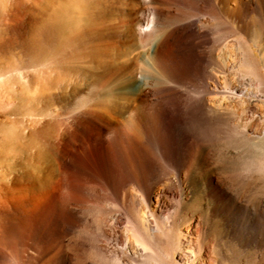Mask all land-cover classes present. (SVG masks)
<instances>
[{
	"label": "bare ground",
	"instance_id": "6f19581e",
	"mask_svg": "<svg viewBox=\"0 0 264 264\" xmlns=\"http://www.w3.org/2000/svg\"><path fill=\"white\" fill-rule=\"evenodd\" d=\"M43 1L35 32L47 44L50 73L88 55L101 77L117 81L132 65L135 76L124 90L102 94L109 103L55 110L28 140L17 139L12 125L1 134L9 138H0V157L5 146L13 153L16 264H72L74 233L102 253L103 264L111 257L113 264H174L168 232L184 221L197 250L214 218L220 234L229 227L239 237L242 183L258 191L246 210L264 209V181L239 166L243 153L255 155L264 131L249 132L209 100L252 95L236 72L230 77L234 61L219 62L216 50L227 40L247 48L264 40V0ZM27 2L0 0V91L17 79H5L2 64L5 53L14 57ZM258 85L264 89V80ZM220 146L230 158L229 187L211 175ZM4 211L11 213L0 207V241H9Z\"/></svg>",
	"mask_w": 264,
	"mask_h": 264
},
{
	"label": "rangeland",
	"instance_id": "374dc122",
	"mask_svg": "<svg viewBox=\"0 0 264 264\" xmlns=\"http://www.w3.org/2000/svg\"><path fill=\"white\" fill-rule=\"evenodd\" d=\"M27 1L29 5H27L23 20L24 28L21 31V37L17 38L13 47L14 57L6 60L7 53H5L2 64L5 79H12L10 77L12 73H17L15 83L7 84L0 91V127L2 128L0 129V138L4 142L9 137L8 134L2 135L5 134V128L10 125L15 129L17 139L28 140L34 132L39 130L41 125L52 117L55 110L69 104L83 102L96 103L101 100L109 103L111 99L108 96L102 99V94L114 89L124 90L125 83L135 76L132 65L124 70L120 79H116L117 81H113L108 76L101 77L100 69L97 67V58L88 55L73 58V60L69 58L70 60L68 59L66 64L67 68L64 67V70L50 73L46 56L47 44L43 37L38 39L40 33L35 32L42 24L43 15H40V12L37 13L38 10H41L40 7L43 6L44 1ZM227 42L225 46L217 48V58L219 62L234 61L233 73L230 74V77H233L236 72L235 74L242 80L243 86L249 89L252 95L246 98L226 99L214 94L211 95L209 102L213 105L221 102L225 109L235 114H233L234 118L238 119L240 124H243H241L242 127L248 129L249 132L264 131V89L258 85V79L264 80V40L259 45L248 41L249 48L231 40H227ZM122 46L120 56L123 59L127 51L125 43ZM10 62L16 66L15 72L7 70L11 65ZM218 76V80L221 81V75ZM220 147L222 151L216 152L210 159L211 175L219 185L229 187L232 184L231 175L224 163H227L230 158L227 156L224 158V147ZM6 149L8 148L5 146V151L0 157V207L11 212L8 214L7 211H4L7 216L4 217L11 224V231L9 232V241H0V264H16L17 234L11 211L17 204L15 191H12L16 179L12 168L13 153H9ZM239 166L243 173H246L250 168L256 169V171L254 170L255 176L259 181H264V140L254 156L251 157L247 153H243ZM73 178L74 181L77 180V176L74 175ZM241 186L243 187L241 199L244 203L239 207L240 236L235 237L231 234L229 227L226 228L228 231L220 234L214 218L210 222L209 228L205 229L204 236H199L198 246L201 248L199 251L194 248L195 234L189 231L190 222H181L180 225H176L168 232L171 247L166 252H169L168 255L170 254L174 264H264V209L255 214L247 211L245 205H254L253 196L258 191L248 188L244 183ZM229 206V201H226L225 209L228 210ZM89 218L93 221L99 220L98 215L92 212ZM68 238L70 246L67 247V250L72 256V264H103L102 253L90 245H83L77 233L69 235ZM28 252L34 254L32 250ZM111 259L112 261L114 259L110 258V263L113 264Z\"/></svg>",
	"mask_w": 264,
	"mask_h": 264
}]
</instances>
